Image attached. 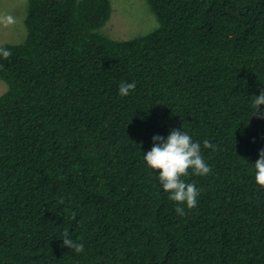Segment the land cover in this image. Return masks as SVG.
Segmentation results:
<instances>
[{
  "label": "trees",
  "instance_id": "obj_1",
  "mask_svg": "<svg viewBox=\"0 0 264 264\" xmlns=\"http://www.w3.org/2000/svg\"><path fill=\"white\" fill-rule=\"evenodd\" d=\"M25 1L0 45V264H264V0H145L158 27L124 41L109 0ZM180 128L211 168L183 216L143 158Z\"/></svg>",
  "mask_w": 264,
  "mask_h": 264
},
{
  "label": "clouds",
  "instance_id": "obj_2",
  "mask_svg": "<svg viewBox=\"0 0 264 264\" xmlns=\"http://www.w3.org/2000/svg\"><path fill=\"white\" fill-rule=\"evenodd\" d=\"M15 23L11 15L0 16V24L5 27ZM11 52L0 48V57L7 59ZM136 84L121 82L119 85V95L128 96L134 90ZM252 106L255 109L253 116L257 114L264 118V113L260 112L264 106V91L258 97H253ZM153 146L150 151L144 154V161L148 168L158 173V180L164 192L169 194V199L178 206L175 211L178 215H185L184 207L191 210L196 207L199 190L193 183L186 182L183 178L187 177L191 170L192 175L206 176L211 173V168L205 162L201 154V143L193 141L188 132L180 129H172L165 139L161 136H153ZM204 149H213L215 146L205 139ZM255 183L264 188V150L259 152V159L254 164ZM63 203V201H60ZM74 215V214H73ZM62 247L74 250L77 254L84 251L83 243L69 238V233H63Z\"/></svg>",
  "mask_w": 264,
  "mask_h": 264
},
{
  "label": "rangeland",
  "instance_id": "obj_3",
  "mask_svg": "<svg viewBox=\"0 0 264 264\" xmlns=\"http://www.w3.org/2000/svg\"><path fill=\"white\" fill-rule=\"evenodd\" d=\"M111 16L100 33L112 40L134 39L158 27L155 15L145 0H109ZM27 12L25 0H0V16L11 15L15 23L5 27L0 24V45L21 44L26 36L24 20ZM7 89L0 79V95Z\"/></svg>",
  "mask_w": 264,
  "mask_h": 264
}]
</instances>
